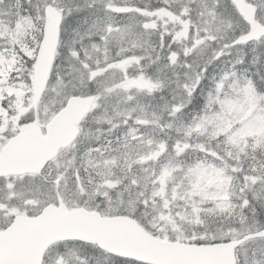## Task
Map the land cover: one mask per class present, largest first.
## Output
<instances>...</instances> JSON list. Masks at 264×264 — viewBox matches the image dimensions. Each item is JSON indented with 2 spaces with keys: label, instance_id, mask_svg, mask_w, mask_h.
<instances>
[{
  "label": "rangeland",
  "instance_id": "1",
  "mask_svg": "<svg viewBox=\"0 0 264 264\" xmlns=\"http://www.w3.org/2000/svg\"><path fill=\"white\" fill-rule=\"evenodd\" d=\"M100 1L106 3L108 10L104 18L94 21L89 19V22L82 20L77 22L73 30H65L66 37L72 40L70 43L72 47L84 37L98 34L105 41L104 55H106L107 43L111 40L118 44L126 37L132 38L135 28L142 27L151 32L156 27L157 20H150L154 15L142 18L139 15V17L132 16L119 21L113 15L114 0ZM160 1L179 2V0ZM185 4L186 7H181L178 10L181 14L179 25L181 33L194 41L202 29H211L213 34L211 39H213L215 34H219L229 27L235 28L240 25L239 20L231 12L230 20L216 17L214 11L219 6L220 0H185ZM82 26L85 29H80ZM108 27L111 28L110 32H108ZM99 50V46H93L85 56L80 51L73 49L62 52L60 63L73 70L74 78L67 82L53 79L49 91L42 99L41 113L47 116L51 115L61 107L60 104L65 102V98L69 94L83 91V88L90 82L91 86L100 92V97L94 106V113L89 119L100 122L123 119L130 135L128 144L119 152L103 159L94 160L95 172L98 178L103 180V184L111 187L113 186L111 181H115L117 172L124 170V174L131 180L128 192L132 195L130 197L132 202H135L134 198H138L136 187L157 196L145 207V217L153 225L156 224L155 222H159L163 228L180 230L177 222L188 220V216L184 209L182 212L176 209V205H178L176 200L179 198H182L192 213L199 217L202 215L204 204H227L228 189L233 180L229 175V169L217 167L222 159L217 157L215 149L206 146V139L204 141L197 139L205 133L207 136L213 134L217 140H224L226 146H236L251 133L255 135L252 139L257 138L256 141L264 138V123L261 120L255 119L252 124L251 120L243 122L244 117H238L233 112L239 108L230 94L231 90L235 91L234 86H231L228 91L223 83H219L222 98L216 101L218 105L215 111L201 115L192 124L183 123L179 119L167 121L165 126L170 127L171 131L167 133V144H165L163 140L164 125L160 118L163 117L166 108H172L173 102L165 97L157 102L153 100L152 94L140 95L127 87L121 88L119 84L125 74L121 69V63H117L116 66L108 63L101 68H94L87 63L93 60ZM167 58L168 65H161L157 69V74L162 75L163 71L170 66L174 68L176 74H183L184 63L179 61L175 54H171ZM188 69L192 72L190 63ZM66 76L63 74L62 78ZM179 87V82L173 84V90L171 85L168 87L169 92L173 93L174 100L185 96L190 91V89L181 90ZM239 92L246 96V105L248 106L249 97L252 98V96H248L247 85ZM259 100L264 103V97ZM174 108L176 114L179 111L178 106ZM28 111L29 107L24 108L20 113L27 114ZM237 122L243 123L234 128V124ZM0 133H2L1 130ZM85 135L96 137V134L90 132ZM220 144L218 143V145ZM186 151L190 152L189 158L194 160L193 166H189L187 158L180 159V155ZM254 184L255 180L251 179V188L254 187ZM259 188L264 191V185H259ZM134 189L135 192H133ZM186 189L191 193H187ZM68 191L69 189L65 188L62 191V196ZM7 198L8 196L1 194L0 191V216L2 217L9 213ZM45 198L46 200L51 199L48 193ZM27 201L30 200L27 198ZM71 202L73 203V201ZM185 211L189 212L188 209ZM250 247L255 249V254L259 252L264 254V240L253 242ZM76 249L69 245L63 246L62 251L58 247L54 248L49 252L46 259L47 264H75L72 252H76ZM255 262L253 264H259L260 258L255 257Z\"/></svg>",
  "mask_w": 264,
  "mask_h": 264
},
{
  "label": "water",
  "instance_id": "2",
  "mask_svg": "<svg viewBox=\"0 0 264 264\" xmlns=\"http://www.w3.org/2000/svg\"><path fill=\"white\" fill-rule=\"evenodd\" d=\"M238 6L243 13H246V9L243 5L238 4ZM47 75V68L42 63H39L35 71L36 92L42 90ZM89 105L90 100L87 101L84 107L85 112L88 110ZM70 106L73 108L72 105ZM71 111L72 110L67 114L71 113ZM75 119L71 120L72 125L76 123ZM59 134L64 135L63 133ZM77 215V217L73 215L68 217V224L71 227L78 225L79 218L85 216L84 212H79ZM64 226V218L55 219V217L42 216L36 220H17L8 230L0 233V264H35L37 257L40 258L41 253L47 248L50 239L58 236ZM119 226L121 230L138 232L134 226L125 221H121ZM99 233L100 231L97 228L93 231L95 238H97ZM123 235L122 233L109 235V244L113 247H117L122 253H125V246H130L133 255L142 259L164 264H180L177 260L182 258L184 253L181 248H170L153 242H137L132 245H124ZM193 251L198 258H200L203 249L193 248ZM32 255L36 256L35 262ZM186 259H189V248L186 250ZM200 264H203V261H200Z\"/></svg>",
  "mask_w": 264,
  "mask_h": 264
}]
</instances>
